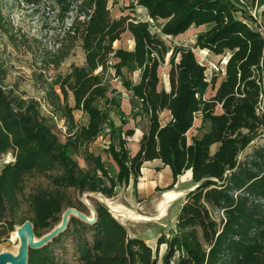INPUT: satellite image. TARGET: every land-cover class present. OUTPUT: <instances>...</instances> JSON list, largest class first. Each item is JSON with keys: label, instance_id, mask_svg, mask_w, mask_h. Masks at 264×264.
Masks as SVG:
<instances>
[{"label": "trees", "instance_id": "trees-1", "mask_svg": "<svg viewBox=\"0 0 264 264\" xmlns=\"http://www.w3.org/2000/svg\"><path fill=\"white\" fill-rule=\"evenodd\" d=\"M25 1L36 6L42 0ZM49 1L56 17L68 23L61 31L54 27V48L45 50L34 77L43 101L65 120L66 138L60 139L42 113L41 100L5 85L0 69V155L12 154L0 169V243L27 220L40 238L60 223L66 209L87 214L84 194L113 197L131 181L136 188L144 163L159 159L173 173L169 188L188 172L194 186L169 235L160 232L152 247L130 235L110 208L92 197L95 216H69L50 240L29 248L27 264H168L174 257L179 264H264V33L251 12L262 0H138L146 20L112 17L109 0ZM5 3L0 0V37L33 50ZM154 22L159 32L152 31ZM193 25L205 26L194 47L170 46L163 38ZM123 35L133 40L131 49L115 47ZM77 46L84 63H72L48 81L45 69H59ZM194 48L227 61L209 77ZM168 55L166 90L160 68ZM111 70L131 94L133 116L145 122L135 153L128 139L136 127L124 128L128 121L121 99L109 95ZM136 71L139 81L128 77ZM114 109L121 116L118 126ZM165 109L170 119L161 124ZM75 110L88 114L86 124L76 119ZM107 128L111 166L90 149ZM75 153L83 156L87 169ZM32 175L45 176L48 185L25 192Z\"/></svg>", "mask_w": 264, "mask_h": 264}, {"label": "rangeland", "instance_id": "rangeland-1", "mask_svg": "<svg viewBox=\"0 0 264 264\" xmlns=\"http://www.w3.org/2000/svg\"><path fill=\"white\" fill-rule=\"evenodd\" d=\"M109 6L111 8V15L114 17L117 15L120 11L127 10L129 12H133L135 16H138L140 14V11H137V9H140L138 5L134 3L135 0H109ZM6 5V11L9 14L11 20H13L15 26L21 29V32L26 35V37L29 38L30 44L33 47V50H28V46L23 45L22 43H19L18 46H13L7 36L0 37V69L4 71V83L5 85H8L9 87H14L17 89V92H25L27 97L35 98L37 100H41L42 102V113H44L48 118L50 123L52 124L55 132L59 135L60 139L62 141L66 138V126L64 124L65 120L62 119L59 115L54 114L52 112V108L49 104L45 103L43 101V91L40 87V83L37 82V80L34 77L35 72H39L40 69V60L41 57L44 55L45 50H53L55 45V29L54 27H57V31H61L63 29V25L68 23V20L66 22H63L61 19H58L56 17V10L53 7V4L49 0H42L41 4L39 5H29L25 0H5ZM262 4L256 9L251 10L253 14L258 16V27L262 30H264V0L261 2ZM139 19V18H138ZM145 19V18H143ZM205 30V26H192L188 29V31L179 34L178 36H164L163 38L166 41V43L170 46L174 45H185L189 47H194V41L196 35ZM152 31L159 32L157 28V23L152 24ZM264 33V32H263ZM131 44L130 37L123 35L122 38L115 42V47H129ZM130 48V47H129ZM195 52V55L199 61L204 63L207 66V76L211 77V74L213 71H217L218 68L223 66L225 63L224 61L221 62V57L214 55L211 51H203L199 48L193 49ZM84 52L80 47H76L75 51L72 55L69 56L68 59H66L59 69H55L54 67H49L48 69H45V72L48 77V81H50L54 75L57 72H67L69 70V67L72 63H75L77 65H82L84 63ZM169 55L166 57V63L163 64L161 70H160V78H162V85L166 84V80L168 77L166 76L169 69L170 64L168 62ZM221 62V63H220ZM130 79H133L134 81H138V74L133 73L132 75H128ZM108 82L111 86V91L109 95L116 96L121 99V109L125 111L127 123L124 125V128H131L136 127L137 132L141 131V127L144 126L145 123L140 117H134L133 113H128L129 106L127 105V99L130 96L128 92L126 91L125 87L123 86V79L121 77H114V70H111V73L107 75ZM223 78H220L219 81H221ZM164 87V86H163ZM214 91H209V94L207 96H211ZM119 110L114 109V112L112 113V120L115 125H119L121 123V116L118 113ZM78 114L77 120L81 121L82 123H85V119L83 118V115L81 116L79 112H76ZM194 131H190L188 133V137H190ZM109 128L105 130L102 136L99 137L98 140L93 142L90 145V149L96 153L100 154L102 158H104L106 164L108 166H111L113 164L112 159L109 157L106 148L108 144L110 143V136H109ZM113 141H117V135L115 134L113 137ZM128 145L129 143H133L132 139H128ZM130 148V147H129ZM215 146L212 148V152L214 151ZM136 152V150H135ZM134 152V153H135ZM73 157L77 159L81 166L84 169H87L88 166L86 165L85 159H83V156L81 154H73ZM0 158V163L2 162ZM6 159H12V155L9 154L8 158ZM156 163L161 162L158 161ZM161 167V166H160ZM162 168H157L156 170H160ZM160 172V171H159ZM163 174V173H162ZM164 175V174H163ZM180 180V183L178 186H172L179 190L177 191H183L184 193L177 198L176 200L170 202L171 204L168 206L166 215H164L162 218L158 220H152V221H143L140 219H133L131 220V225L126 226L128 231H132L135 233L134 235L146 238L148 240H152L153 235H156L159 232H165L166 234H170V232L173 231L174 228L171 229L172 226H174L176 221V216L180 211V208L183 204V200L185 198V195L187 194L185 191L188 190V186L193 183L192 176H189L188 174L184 177L178 178ZM48 180L45 176H29L26 180V187L25 192L29 193L30 191H33L34 189L42 186H47ZM168 186H163L162 189L158 190L157 198L155 199L156 202L159 201L162 198V194L166 192L169 189ZM117 192L121 190H127L125 186H120L117 188ZM100 194V193H98ZM101 195V194H100ZM106 197L107 196H97L96 199L100 200L104 204H106ZM95 198V197H94ZM152 195L147 196L144 202L145 204H153L152 202ZM82 200L86 203V205L89 207V212L86 214L76 208H68L66 209L62 215L60 223L55 226L59 227V225L62 223V220L64 218H68L71 215L78 214L80 216L87 217L90 219L94 215V205L92 204L91 198L86 199L85 194L82 197ZM157 204V203H156ZM140 205V204H138ZM154 205V204H153ZM108 206V205H107ZM23 210L27 212V205L23 204ZM143 208V207H142ZM140 210H143L140 208ZM145 211V210H144ZM157 211H155L156 215ZM149 215V214H148ZM151 216V215H150ZM29 222L28 220L24 222L22 225H17V227H22L23 225L27 224ZM130 224V223H129ZM53 230V229H52ZM50 230V231H52ZM50 231H47L44 233L47 234ZM12 233H10L9 237L0 243V252L8 251L13 252L17 241L13 240L11 238ZM41 238V237H40ZM39 237L35 236V234H32V239L35 241L40 240ZM154 246V245H153ZM161 255L164 253V246L161 247Z\"/></svg>", "mask_w": 264, "mask_h": 264}, {"label": "crops", "instance_id": "crops-1", "mask_svg": "<svg viewBox=\"0 0 264 264\" xmlns=\"http://www.w3.org/2000/svg\"><path fill=\"white\" fill-rule=\"evenodd\" d=\"M139 7H140V9H137V11H140L141 16L140 15L135 16V14L133 12H129L127 10H124V11H120L114 17H120L121 15L129 14V15L135 17V18H140L141 17V18H145V20H146L149 17L147 15V11L142 6H139ZM110 10H111V8H110ZM202 27H204V26H202ZM127 36H130V35H127ZM130 41H131V44H130L129 47L131 49L132 46H133V40L130 39ZM203 51H207V50H203ZM161 68H160V70H161ZM167 71H168V69H167ZM134 73H137L138 74V78H139L140 72L136 71ZM163 86L165 87L166 90H168L170 88L169 77L166 80V84L163 85ZM263 90H264V79H263ZM128 94H130V93L128 92ZM130 97H131V94H130V96L127 99V105L129 106V110H130V111H127L128 113L132 112L131 104H130ZM71 102L73 103V97L71 99ZM262 105H263V109H264V94H263V103H262ZM74 112H75L76 119L78 117V114H76V112H79V114L81 116L83 115V118L85 119V123L84 124L87 123L88 114H85L81 110H75ZM169 119H170V110L165 109V111L162 112L161 115H160V122H161V124H165V122H167ZM200 119H201V114H199L196 117V120H195L196 126L200 124ZM137 130L138 129H136V132H135L134 136L130 137V139H132V141H133V143H131V142L129 143V147H130L132 153H134L135 150L136 151L138 150V148H139V139H140V137L142 135V129H141L140 132H137ZM192 130L194 131V133L196 132L195 128H193ZM158 161H160V160L159 159H154V160L147 161V162L144 163V165L142 167V170H141L142 176H141L140 181H139V183H138L136 188H134L133 182L131 181L128 186H125V188L127 190H121L120 189V191H118L115 196L106 197V200L109 201V203H111L112 205H114V207H116L118 212L113 211L111 209V207L107 204V202H106V205H108V207L110 208L111 212L115 215V217L118 220L122 221L124 223V225L130 226L131 225V220L136 219L137 215H143V216H149V217L155 216V215H152V214H155V211H157V207L159 205V203H158L159 201L156 202V200H155L157 198L158 190L162 189L163 186H165V187L169 186L173 182V173L170 170V167L169 166L164 167L161 161L160 162H161L162 165H160L159 163H156ZM158 167L162 168V169L156 170ZM187 174L189 176H191L190 172L186 173L185 175H187ZM185 175L180 176L179 178L184 177ZM179 183H180V180L178 179L174 186L175 187L178 186ZM175 187H173L172 189H169V190H174V191L179 190V189L175 190L176 189ZM193 187L194 186H193V183H192L186 189H192ZM183 191H177V192H183ZM149 195H152V197H153L152 198V202L154 201L153 202L154 205L153 204H145L144 203L146 201L145 198L147 196H149ZM138 204H140V205H138ZM119 206H121V207H119ZM140 208L143 209V210H140ZM124 213L128 214V216H126ZM175 225H176V221H175L174 226L171 227V229L172 228L175 229ZM129 233H130V235L136 236V235H134L135 233H133L131 230L129 231ZM159 233H157L156 235H153V237H152L153 239L151 241L146 239V238H143V237L142 238L145 239V241L149 245H151L153 247V245L155 246V244H156V239H157Z\"/></svg>", "mask_w": 264, "mask_h": 264}, {"label": "water", "instance_id": "water-1", "mask_svg": "<svg viewBox=\"0 0 264 264\" xmlns=\"http://www.w3.org/2000/svg\"><path fill=\"white\" fill-rule=\"evenodd\" d=\"M226 59L224 61L225 63L227 61ZM190 190L191 189H188L185 192L187 193ZM98 195L101 196L102 194L100 195V194L95 193V192H89V193L85 194V197H86V199H89V198H92V197L96 198ZM93 213H94V216H95V210H94ZM81 217H83L86 220H89L87 217H84V216H81ZM67 219L68 218H64L62 220V223L59 225V227H56L52 231H50L49 233L43 235V237H41L40 240H38V241H34L32 239V234L34 233L33 232V224L30 221L27 222V224H25L22 227H20L19 232H18V236H17L18 241H22L23 246H24V250H23V254H22L23 255V259L18 261L16 259V256L13 255V253L8 252V251H3V252H0V264H27L28 257H29V255H28L29 248L30 247H35V246H40L43 243H45L48 240H50L51 237L56 235L61 229H63L65 227V225L67 224ZM27 226L29 227V232H30V236L28 237V240H27V238L24 237V232H25Z\"/></svg>", "mask_w": 264, "mask_h": 264}, {"label": "bare ground", "instance_id": "bare-ground-1", "mask_svg": "<svg viewBox=\"0 0 264 264\" xmlns=\"http://www.w3.org/2000/svg\"><path fill=\"white\" fill-rule=\"evenodd\" d=\"M183 193H184V191L183 192H177V191H174V190H168L167 192H164L162 194V198L158 202L159 205L157 207V214L155 216L149 217V216L137 215L136 219H140V220H143V221H152V220H158V219L162 218L164 215H166L168 206L171 204L170 202H172V201L176 200L177 198H179ZM107 204L111 207V209L113 211L118 212L116 207H114V205L109 203V201H107ZM119 207H121V206H119ZM125 215L128 216V214H125ZM19 229H20V227H16V230L12 233V236H11V238L13 240L17 241L16 247H15V249H14V251L12 253H13V255L16 256V259L18 261L23 259V255L22 254H23V250H24V246H23L22 241H18V239H17ZM29 236H30V232H29V227L27 226V228H26V230L24 232V237L27 238V240H28Z\"/></svg>", "mask_w": 264, "mask_h": 264}, {"label": "built area", "instance_id": "built-area-1", "mask_svg": "<svg viewBox=\"0 0 264 264\" xmlns=\"http://www.w3.org/2000/svg\"><path fill=\"white\" fill-rule=\"evenodd\" d=\"M134 3L136 4V5H138V0H135L134 1ZM145 9V8H144ZM146 10V9H145ZM139 19H143V18H139ZM148 19V18H147ZM261 31L262 32H264V30H262V28H261ZM4 89H6L7 87H3ZM9 154H11V152H9ZM9 154H2V155H0V158H2L1 160H2V162L0 163V169L2 168V166L5 164V163H8L9 162V160L8 159H6V158H8V155ZM12 155V154H11ZM160 264H162V263H160ZM168 264H179L178 262H177V259H176V257H174V258H172V259H170L169 260V262H168Z\"/></svg>", "mask_w": 264, "mask_h": 264}]
</instances>
